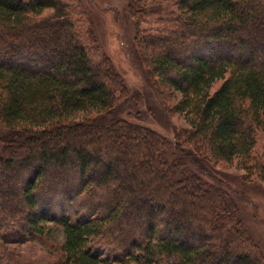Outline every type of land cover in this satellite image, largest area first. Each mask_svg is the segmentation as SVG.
<instances>
[{"label":"trees","instance_id":"1","mask_svg":"<svg viewBox=\"0 0 264 264\" xmlns=\"http://www.w3.org/2000/svg\"><path fill=\"white\" fill-rule=\"evenodd\" d=\"M146 1L129 0L136 26L149 17L140 10H146ZM171 4L152 11L161 24H150L142 35L135 27L134 42L143 47L139 58L154 91L170 95L161 103L163 111L182 114L189 128L174 132L170 141L119 116L110 124L133 133L135 145L149 151L146 159L152 151L168 154L173 147L184 158H161L160 166L151 167L158 173L149 171L133 193L164 205V182L172 189L170 199L181 197L178 193H190L183 189L190 176L224 194L190 171L184 160L190 157L236 162L264 183V148L253 155L258 135L264 134V0ZM73 13L62 0H0V226L10 232L0 234V240H43L51 223L64 236L56 248L57 264H107L108 259L116 264H264L260 248L237 218L229 222L228 235L216 232L224 222L221 215L209 225L200 215L201 204L187 211L168 202V219L159 227L144 203L129 198L131 174L113 194L120 179L114 165L131 167L132 159L104 147V139L114 136L99 134L108 125L99 122L117 112L129 92L109 58H95L87 50ZM18 132L23 135L19 143L10 135L5 139ZM22 145L24 151L17 154ZM173 165L176 169H170ZM152 179L158 181L153 187ZM12 183L15 187H6ZM17 189L20 200L14 204ZM229 203L238 209L234 200ZM140 220L141 234L123 228L141 226ZM241 240L249 244H234Z\"/></svg>","mask_w":264,"mask_h":264},{"label":"rangeland","instance_id":"2","mask_svg":"<svg viewBox=\"0 0 264 264\" xmlns=\"http://www.w3.org/2000/svg\"><path fill=\"white\" fill-rule=\"evenodd\" d=\"M62 1L67 3L73 9L74 19L78 21L77 24L81 28V34L84 39L82 41L84 42L87 50L95 58H97L95 54H101L108 57L114 67V70L123 78L129 92L128 97L119 102L117 112L115 110L112 111L109 115H106V120L99 122L102 125L108 124L99 134H104V138H106V136L109 138L111 135L114 136V140L112 139V141L104 139V147L109 150L118 149L120 151V158L132 159V168L129 165H122L120 162L114 165L115 168H118L117 170L120 179L119 182H115L116 187L113 194L118 191L121 180L124 179L127 181L126 176L129 177V174H131L130 176H132L131 178L134 180L131 179L127 182V184L131 187L127 193L129 198H131V201L135 203H144V206L147 208L150 206V210L149 208H146L147 214L149 218L152 216L156 219L155 221L159 223V227L162 220L168 219L169 203L176 207L181 205L182 208L187 211H192V206H194L195 203H198L199 208L200 204L202 206L201 210L204 207V211L200 213V215L203 220L207 218L206 221L209 225L213 223L215 218H219V215L224 217V222L222 221L219 223L220 226L216 232L224 230L226 234L230 235L233 227L229 224V222H232L235 218H237V221L239 220L242 224V229L244 228L246 233L251 237L250 241L256 244L264 255V183H262L253 172L247 174L236 162L214 163L205 160L195 162L192 157L184 159L187 167L191 168L190 171L193 170L196 172L203 181L207 182V184H212L220 188L224 194L214 193L212 189L209 190L206 188L207 186L200 185L196 180L191 179L190 176L183 180V189H187L186 191H189L190 193H184V195H182V193H178L181 197L170 199L169 195L172 192V189L164 182V186H166L165 188H168L167 190L165 189V191L163 190V193L165 194H160L168 196L167 198L164 197V205L157 204V200H154V202L153 200H147L142 197V194L136 195L133 193V187L137 185V183L146 182L143 180L147 179L146 174L149 171L154 174L158 173L155 169H151V167L156 168V166H160L161 158L167 156L169 161H172L176 156H179L180 158L183 157L180 156L177 148L173 147L168 151L170 153L167 154L166 152L165 154V152L162 151L163 147H160L159 149H161L162 153L156 154L152 151L150 159H146L144 155L149 154V151L146 152L145 149H139V147L135 145L137 144L138 139H136V136L133 133L129 134L127 130L121 129L117 123H113V125L110 124V120L112 123V120L119 116L129 122H133L156 131L170 141L174 140V132L189 128L182 114H175L171 116V114L163 111L161 103L162 101L163 103L167 102V98L170 97V95H167L166 92L163 91L164 95L160 96L154 91V88L145 77V65L142 63L141 58H139V54L142 56L141 52H143V47H141L138 42H134L135 27H138V31H140V33H138L139 35L145 34L146 29H148L150 24L152 26L159 23L158 20L160 16L156 13H152V11H161L163 8L168 7L173 0L146 1V10L144 7L140 10L144 12V14L147 12L149 17L147 19L145 18L146 23H140L137 21V26L135 25L136 21L134 17L128 11L129 0ZM170 6L173 5L171 4ZM137 7L141 8V3L140 5H137ZM139 35L138 37H140ZM107 130H110L111 132H108ZM3 134L4 133L0 132V137H3ZM7 135H10L7 138L17 140L18 143L20 139L23 138L22 133L19 132L16 134L9 133L4 135L5 139ZM86 139L87 138H85V140ZM94 139L95 140L92 145H94L96 149L99 145L97 144L98 137H94ZM118 140H121V143L117 142ZM115 141L118 144H116ZM88 142H91L90 138H88ZM23 146L24 145L18 147L17 154L24 151L25 148H23ZM123 148H125L126 151L122 152ZM263 148L264 134H259L253 155L259 156L262 153ZM159 149L157 148V152L160 151ZM185 150L188 149L185 148ZM104 151H106V149H104ZM135 166L138 167V169L135 168ZM175 166L177 165L171 166L170 169H176ZM139 171L142 174H139ZM53 173H55V171ZM93 174H97V171L94 170ZM89 175L91 176L90 173ZM179 175L180 174L177 173L175 177L177 178ZM178 178L180 179V177ZM152 180V184L154 185L150 186L153 187L155 186V182L158 181L155 179ZM113 181L115 180L113 179ZM0 183H3L2 180ZM173 185L175 186V184ZM178 185H182V182ZM6 187L12 189L15 185L13 183L10 185L7 184ZM16 188H18L17 184ZM97 194H102V192L96 193V195ZM229 199L234 200L238 209H235V207L229 203ZM19 200L20 196L17 189V195L13 200L14 204ZM154 205L157 206L154 207ZM45 209L46 208H44V210L42 209V211L50 213ZM139 223L141 226H136L134 228H131V226H124L123 228H126L129 233L141 234L140 227L144 226V223L141 220ZM46 228L45 232L48 233L43 240H36L32 238L24 239L13 236V238H11L8 242L0 240V264H57V262H60V256L58 255V250H56V248H59L64 241L61 228L51 223L47 224ZM5 233H10L9 229H3L0 226V234L3 235ZM251 242L250 244H252ZM216 243L217 241L215 240L211 242V244ZM234 244L245 245L249 243L241 240L235 242ZM102 248V246L96 247L97 250H102ZM108 260L110 261H107V264H116L111 259Z\"/></svg>","mask_w":264,"mask_h":264}]
</instances>
